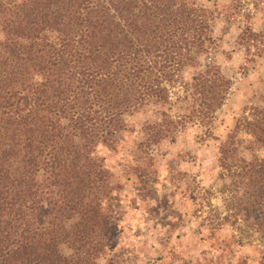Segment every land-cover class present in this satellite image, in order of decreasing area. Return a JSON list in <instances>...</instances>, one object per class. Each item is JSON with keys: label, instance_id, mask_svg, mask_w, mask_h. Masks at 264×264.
<instances>
[{"label": "trees", "instance_id": "obj_1", "mask_svg": "<svg viewBox=\"0 0 264 264\" xmlns=\"http://www.w3.org/2000/svg\"><path fill=\"white\" fill-rule=\"evenodd\" d=\"M207 39L204 9L187 0H0V264H97L122 188L97 148L114 151L127 116L167 103ZM190 85L192 115L210 123L230 80L211 65ZM254 110L219 143L218 165L235 192L227 205L264 238V109ZM159 113L140 129L145 143L180 120Z\"/></svg>", "mask_w": 264, "mask_h": 264}, {"label": "rangeland", "instance_id": "obj_2", "mask_svg": "<svg viewBox=\"0 0 264 264\" xmlns=\"http://www.w3.org/2000/svg\"><path fill=\"white\" fill-rule=\"evenodd\" d=\"M187 1L204 9L208 24L200 67L178 74L167 103H146L127 116L129 129L114 151L97 148L122 185L116 233L97 264L110 257L113 264H264V238L252 218L244 221L227 205L235 192L218 165L219 143L238 120L264 109V0ZM211 65L230 87L209 123L192 115L190 84ZM160 111L180 120L159 142L145 143L140 129L161 120Z\"/></svg>", "mask_w": 264, "mask_h": 264}]
</instances>
